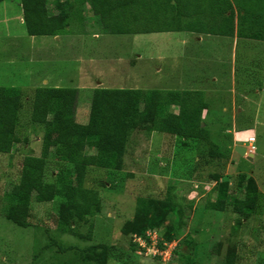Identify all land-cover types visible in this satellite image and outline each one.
Wrapping results in <instances>:
<instances>
[{"label":"rangeland","instance_id":"374dc122","mask_svg":"<svg viewBox=\"0 0 264 264\" xmlns=\"http://www.w3.org/2000/svg\"><path fill=\"white\" fill-rule=\"evenodd\" d=\"M65 1L44 0L45 18L58 15ZM188 1L191 5L195 2L178 0L175 5L182 9L181 5ZM79 7L82 14L78 10L72 12L71 30L58 32L57 40L51 35L26 32L20 21L19 0L0 2V87H16L21 99L16 127L20 141L9 152L0 153V264H95L81 256L93 244L106 245L104 264H227L226 257L231 253H234L233 264H261L264 259L263 39H240L234 50L230 38H218L224 41L217 47L221 55L229 59L230 54H235V87L245 89L248 97L240 99L237 94L236 99H230V90L219 88L201 97L194 93L193 100L206 104L200 111L202 135L182 140L163 131L133 130L127 138L120 170L108 175L103 168L87 169L83 185L96 191L99 208L86 215L85 222L76 223L72 232L57 230L56 200L38 202L34 192L29 203L28 226H18L4 217L7 201L3 195L11 184L18 182L23 157L40 153L43 130L29 121L35 85L54 83L77 88L74 118L80 124L87 121L94 88L180 90L173 70H178L181 64L175 54L180 53L176 38L184 35L183 31L135 33L137 36L107 33L98 16L90 11L88 2ZM161 8L165 21L167 7ZM187 23L190 22L181 25ZM157 66L160 72L155 70ZM46 78L48 81H43ZM256 89L260 90L258 95L253 94ZM222 106L229 108L222 111ZM168 112L175 114L177 107L170 105ZM156 133L161 134L154 139ZM248 135L253 137L251 161L234 151V146L240 144L249 151ZM57 160L50 150L44 181H52L64 165L63 160ZM240 173L251 176L257 189L253 213L246 219L244 213L233 210L235 198L242 199L244 195L245 182L238 183ZM222 190L224 209L211 210L210 204ZM149 197L168 200L172 212L160 225L156 217L148 214L154 227L142 225V233L126 235L122 231L123 222L132 218L137 199ZM174 207L179 208L178 219L184 225L160 255H153L152 251L161 248L159 241H164V236L170 233L166 227L176 223ZM241 218L233 230L234 221Z\"/></svg>","mask_w":264,"mask_h":264},{"label":"trees","instance_id":"16d2710c","mask_svg":"<svg viewBox=\"0 0 264 264\" xmlns=\"http://www.w3.org/2000/svg\"><path fill=\"white\" fill-rule=\"evenodd\" d=\"M71 1H65L64 9L58 15L45 18L44 0H19L26 32L30 35L55 36L60 31L71 30L72 12L78 10L80 14L79 6L85 2H88L90 11L98 16L104 32L107 33L177 29L174 22L163 20V2L147 1L140 4L138 0ZM208 1L216 23L210 30H203L204 32L264 40V0ZM145 10L149 16L147 22L130 20H135L136 13ZM188 26L190 25H186V28ZM77 92L75 87H34L29 121L43 130L40 153L38 156L26 154L23 157L18 182L11 184L3 195V200L7 201L4 217L18 226L29 225L27 217L33 192L37 195L38 202L56 200L58 231L64 232L67 229L72 232L76 223L85 222L86 215L98 211L99 208L96 191L83 185L87 169L103 168L108 175L120 170L127 138L133 130L163 131L177 135L182 140L202 135L200 111L206 104L193 100L194 96L191 97L188 93L162 89L94 88L90 95L87 121L80 124L74 118ZM170 105L177 107V112L173 115L168 112ZM20 107L19 89L13 86L0 87V153L9 152L13 144L20 141L16 134ZM89 149L91 150L88 151ZM50 150L59 161L63 160L64 165L58 169L52 181H44V168ZM242 182H245L244 195L242 199L235 198L233 210L238 214L244 213L243 218L246 219L253 213L257 189L253 178L245 173L238 174V183ZM224 197L222 190L210 204L211 210H223ZM168 202L166 199L151 197L137 199L132 218L123 222V233H142L145 226L154 227V223L149 222L151 217L148 214L156 217L160 221L159 225L163 223L168 213L172 212V204ZM179 212V208H173L177 220L175 224H169V228L166 227L170 233L164 236L165 242L177 238L184 225L178 219ZM241 221L242 218L234 221L233 230H236ZM158 245L162 248L161 241ZM105 246L89 245L85 251L87 253L81 252V256L86 262L104 264L107 259ZM98 248L101 249L97 251ZM233 261L234 253L227 255V264H233ZM261 264H264V259Z\"/></svg>","mask_w":264,"mask_h":264},{"label":"crops","instance_id":"0c3cea01","mask_svg":"<svg viewBox=\"0 0 264 264\" xmlns=\"http://www.w3.org/2000/svg\"><path fill=\"white\" fill-rule=\"evenodd\" d=\"M3 1V0H1ZM0 1V2H1ZM130 1V0H126ZM140 4L148 2H163L167 7V19L174 22L177 26L175 30L168 31H154V32H144L138 34H146V33H155V32H177L183 31L184 35H180L176 38L181 47L180 53L175 54L181 60V64L178 70H173V73H177L174 77L176 80V85L179 86L180 92L188 93L191 97L194 96V93L201 95L203 93L209 94L210 92H217L218 88L221 90L228 89L230 90V99H236V95L238 94L240 99H245L248 97L247 91L245 89L236 90L237 79L236 75V63H235V54H230L229 59H226L225 56L221 55L219 51V45H223V42H220L218 38H230L232 41V47L236 48L240 39H245L242 37H237L235 34L232 35H219L213 34L211 32H204L203 30H210L211 26H214L216 23L212 14L211 7H208V0H195L194 3L189 4V1L186 5H181L182 9L179 8L176 3L178 0H138ZM183 2V0H180ZM180 6V7H181ZM140 7H142L140 5ZM82 14V13H81ZM136 19L133 22H147L148 21V13L147 10L145 12L136 13ZM20 21L22 22V12L20 16ZM190 22L186 25L189 28L181 25V22ZM127 35L137 36L135 33H126ZM52 38H59V34L52 36ZM249 39V38H247ZM140 57V56H138ZM188 57V58H186ZM183 59H185L183 61ZM156 71L160 72L161 68L157 66L155 68ZM50 78V77H49ZM48 81V79H43V81ZM51 80H49L50 82ZM50 86H59L54 83H49ZM47 84V86H49ZM35 85V86H42ZM168 87V85H165ZM157 87V86H156ZM124 88V87H120ZM156 89V88H150ZM163 90V89H162ZM259 89H256L253 94L258 95ZM229 99V101H230ZM232 105V102L230 101ZM228 104L227 106H229ZM222 106L221 110H228L229 107ZM158 134V133H156ZM161 133L154 136L155 138H159ZM250 136V135H248ZM247 136V137H248ZM246 137V139H247ZM153 139V135L150 136V141ZM235 140V138H234ZM152 142V141H151ZM243 145V144H240ZM245 146V145H243ZM247 150V147H246Z\"/></svg>","mask_w":264,"mask_h":264},{"label":"built area","instance_id":"2783aa9c","mask_svg":"<svg viewBox=\"0 0 264 264\" xmlns=\"http://www.w3.org/2000/svg\"><path fill=\"white\" fill-rule=\"evenodd\" d=\"M247 143H248V146H249V151L250 152H252L251 150H252V145H251V142L253 141V137L252 136H248L247 137ZM146 234H148V232H146ZM148 238H150V237H148ZM151 240V239H150ZM172 241H170V242H165V241H162V248H160V249H155L154 251H152L153 252V255H155L156 253L158 254V255H160L161 254V251H163L166 247H167V245L169 244V243H171ZM150 243H151V241H150ZM147 245H149V240L147 241ZM142 248H144L145 249V246L144 245H140ZM143 250V249H142ZM146 253V252H145Z\"/></svg>","mask_w":264,"mask_h":264},{"label":"water","instance_id":"95a60500","mask_svg":"<svg viewBox=\"0 0 264 264\" xmlns=\"http://www.w3.org/2000/svg\"><path fill=\"white\" fill-rule=\"evenodd\" d=\"M234 151L240 155L244 156L247 160L251 161L253 158V154L250 151L246 150V147L243 145H235L234 146Z\"/></svg>","mask_w":264,"mask_h":264}]
</instances>
